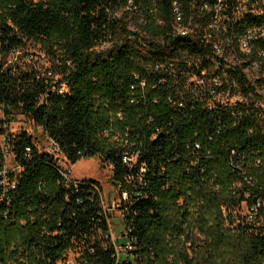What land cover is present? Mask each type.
Instances as JSON below:
<instances>
[{"label": "trees", "instance_id": "1", "mask_svg": "<svg viewBox=\"0 0 264 264\" xmlns=\"http://www.w3.org/2000/svg\"><path fill=\"white\" fill-rule=\"evenodd\" d=\"M133 2L158 9L148 35L117 19L126 0H0V109L24 115L56 149L9 134L0 118L15 162L5 168L0 142V264H66L70 252L78 264H264V98L245 62L228 63L204 37L216 6L230 34L264 25V14L232 22L236 0ZM176 7L186 35L175 31ZM37 38L60 46L57 81L9 60ZM255 49L264 53V40ZM59 156L111 168L112 187L128 196L125 257L100 183L72 179Z\"/></svg>", "mask_w": 264, "mask_h": 264}, {"label": "rangeland", "instance_id": "2", "mask_svg": "<svg viewBox=\"0 0 264 264\" xmlns=\"http://www.w3.org/2000/svg\"><path fill=\"white\" fill-rule=\"evenodd\" d=\"M126 3L128 7L123 8L117 13V19L122 21L121 25L124 26L127 31L133 32V34L141 36L148 35V33L152 31V25L158 24L160 20L158 9L154 4L144 5L136 9L133 0H126ZM117 40L118 37L112 39L111 42L104 43L96 50H108L112 48ZM221 46L224 49V51L221 52L222 56H225L229 61L239 62L240 55L236 49H233L231 44L222 42ZM59 50L60 46L57 45V42L44 38H37L26 41L23 49L13 54L9 60L12 66L16 65L21 70L35 69L42 73L43 76H46V78L57 81L59 80V64H61V62L58 61V57H60ZM246 73L256 93L264 98V63L261 65L259 63L256 65L253 64ZM193 81L198 83V80ZM218 98L223 102H234L236 99L229 97L227 94H221ZM3 116H5L7 121V132L9 134H17L21 131H26L34 138L40 151L56 153L52 141L44 134L43 130L24 115L15 110L7 109L6 111H2L0 109V118ZM0 142L6 152L5 168L8 170L14 169V158L8 151L3 137L0 138ZM59 157L61 158L62 166L68 170L72 179H95L100 183L104 206L110 219V229L113 234V239L117 242V246L119 247V244L124 241V238H122L124 237V223L122 213L112 208V201L114 198H117L118 193L110 183L112 175L111 168L109 166H102L98 158H85L74 165H70L62 156ZM197 241L198 246L195 250L201 249L199 246H203L204 244L201 239ZM70 257L71 259L74 258V254L71 253ZM70 264L76 263L74 260H71Z\"/></svg>", "mask_w": 264, "mask_h": 264}, {"label": "built area", "instance_id": "3", "mask_svg": "<svg viewBox=\"0 0 264 264\" xmlns=\"http://www.w3.org/2000/svg\"><path fill=\"white\" fill-rule=\"evenodd\" d=\"M222 0H219L221 2ZM237 5L233 10V21L237 22L240 21L241 18H243L247 14H254V15H263L264 14V0H236ZM205 9H208V7H205ZM209 10V9H208ZM175 31L179 35H186L190 33L189 29L185 27L182 23V14L179 11V9L175 8ZM215 11V19L213 21V24L207 26L204 28V37L207 43L213 44L214 50L216 54L223 58L225 61H227L230 64L234 65H241L243 62L246 64V69L244 70V73L247 75L246 71L250 69V67L254 64H263L264 63V53L261 51H258L255 49V42L257 40H264V25L261 26H254V27H245L242 31L237 30V33H233L231 31V34L228 32V30L225 28V24L223 21L229 20L228 17L226 19H222L219 15L220 7L216 6L214 8ZM161 24V23H158ZM214 39V41L212 40ZM222 42H227L232 45L233 49H236L238 54L240 55L239 62H233L229 61L225 56H222L221 52L224 51L223 47L221 46ZM253 56H255V61H251ZM238 57V56H237ZM238 61V60H236ZM248 77V75H247ZM249 79V78H248ZM56 150V149H55ZM127 160H125L126 162ZM68 172V170H67ZM68 175L69 172H68ZM115 190V189H114ZM116 191V190H115ZM118 193V192H117ZM103 196V193H102ZM127 194L126 193H118L117 198L113 199L112 201V208L119 210V212L122 213L123 217V223H124V232L122 238H124V241L119 244V247L117 246V242L113 239V234L109 232L110 239L112 243L115 246L116 249V255L117 258L120 259L121 257H125L131 250L132 245L131 242L126 238V229H125V219H124V213L122 211V206L127 201ZM103 205H104V199H103ZM104 210L107 214V211L104 206ZM249 211L245 204L242 205V215L247 216L249 215ZM108 215V214H107ZM109 228H110V219H109ZM70 252L66 259V264H70L71 260H74L76 264V256L74 253V258L71 259Z\"/></svg>", "mask_w": 264, "mask_h": 264}]
</instances>
